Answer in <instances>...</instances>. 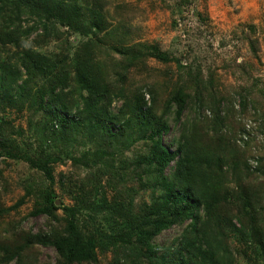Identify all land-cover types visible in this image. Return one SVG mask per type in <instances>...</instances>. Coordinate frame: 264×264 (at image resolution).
I'll return each mask as SVG.
<instances>
[{
	"label": "trees",
	"instance_id": "1",
	"mask_svg": "<svg viewBox=\"0 0 264 264\" xmlns=\"http://www.w3.org/2000/svg\"><path fill=\"white\" fill-rule=\"evenodd\" d=\"M86 1L0 0V54L2 48L13 45L18 33H22V14L35 16L38 20L34 24H42L44 29L50 23L58 22L86 37L73 53L70 51L53 60L32 51L21 53L17 64L25 70L26 76L10 93L27 94L35 109L44 111L46 127L42 129L41 137L44 143L60 136H72L75 131L85 128L90 136L98 134L106 141L107 147L96 150V157H104L109 148L113 149L109 150L110 154H114V151L143 141L144 151L131 164L140 189L150 187L152 200L137 208L131 197L109 201L102 196L97 200L96 195L103 189L101 182L94 193L78 186L74 198L84 206L64 205L65 223L58 230L48 233L28 231L20 242L0 243V264H10L13 260L15 264H27L25 250L33 244L55 247L57 264L97 262L98 250L110 249L117 264H238L236 254L241 255V252L234 250L224 234L225 221L233 223L235 218L241 223L236 228L241 241L256 252L250 256L245 250L247 264H262L264 254L259 253H264V221H258L254 217L257 215L252 213L261 206L263 196L257 188L246 190L242 185L241 159L236 156L234 143L222 144L225 138L229 142L233 138L227 135L226 127H230L227 119L236 104L230 100L225 102L222 97L206 99L204 93L210 88L202 78L194 79L192 93L185 86L173 91L161 111L156 105L155 86L145 84L129 96L125 87L126 72L141 66L149 57L169 61L170 55L156 45L130 42L128 31L122 29L121 24L110 25L100 0ZM32 27L27 29L28 35ZM100 33L117 36L109 53L112 63L120 68L119 87L108 82L101 72L106 70L107 63L104 64L101 54L97 53L101 47L97 49L93 42V35ZM250 46L257 52L255 40H250ZM38 76L46 81L34 91L30 84ZM209 85L213 86L212 83ZM117 94L125 97V107L115 113L111 106ZM147 94L150 100L146 99ZM240 95L239 104L245 111L254 99ZM190 102L199 108L207 107V102L213 103L214 113L208 124L201 121L204 115L184 118ZM223 102L225 106H222ZM169 113L180 129L174 138L177 144L174 150L163 141V135L171 129ZM6 136V130L0 129V156L6 152L17 158L26 157L31 166L42 170L49 180L48 186L38 193L40 206L32 213L55 218L59 206L53 163L59 158L44 148L37 156L3 150ZM254 163H257L253 165L255 168L245 163L247 172L264 174V156ZM225 166L228 169L225 170ZM108 167H114V163H109ZM229 173L239 179L237 192L228 189L226 176ZM231 206L234 208L230 210ZM83 211L90 213L93 226L103 227L112 219L115 223V227L110 226L113 232L96 228L97 233H92V229L81 222L79 215ZM84 221L89 223L87 219ZM185 222L187 225L174 247H157L155 238L160 233Z\"/></svg>",
	"mask_w": 264,
	"mask_h": 264
},
{
	"label": "rangeland",
	"instance_id": "2",
	"mask_svg": "<svg viewBox=\"0 0 264 264\" xmlns=\"http://www.w3.org/2000/svg\"><path fill=\"white\" fill-rule=\"evenodd\" d=\"M87 2L86 0H80ZM110 25L121 24L128 31L130 42L141 41L156 45L170 55L169 61L149 57L137 68L128 70L126 77V93L133 96L139 87L145 84L156 87L157 108L163 110L167 99L179 87L194 86V79L202 78L209 86L204 93L206 99L225 98V102L236 104L230 113L226 127L227 135L233 138L236 156L241 159L242 185L246 190L257 188L263 196L261 206L252 214L258 221H264V174L247 172L245 163L255 168L258 157L264 156V0H100ZM22 33H18L13 45L1 49L0 54V129L6 130V139L2 146L13 154L26 153L37 156L42 149H49L59 159L53 163L55 177L54 188L57 192L56 217L39 213L33 214L38 202V193L49 184L42 170L31 166L28 158H17L3 152L0 156V243L20 242L26 233L31 231L52 232L60 229L66 218V206L83 203L77 202L74 196L78 186L95 192L100 182L103 189L96 199L105 196L109 201L127 197L135 199L136 207L152 200L150 187L141 188L133 170L132 162L144 151L143 141L134 145L108 153L104 157H96V150L107 147L98 134L89 135L85 128L75 131L72 136L57 137L51 142H42V129L46 127L44 111L35 109L27 94H11L25 78V70L17 64L19 55L32 51L49 60L65 56L76 49L86 37L76 33L58 22H52L47 29L37 22L35 16L21 15ZM33 26L30 35L27 29ZM117 36L104 33L93 35V42L101 54L100 59L107 63L106 70L101 71L107 81L119 87L120 68L112 63L111 44ZM257 43V52L250 46V40ZM101 51V52H100ZM111 61V62H110ZM122 69V68H121ZM46 80L38 76L33 80V90H37ZM209 83L213 84L210 86ZM211 93V94H209ZM2 94V96H1ZM240 94L254 99L245 111L239 104ZM150 100V95H146ZM207 107L199 108L190 102L184 118H198L204 115L203 123L213 117L212 102ZM226 104L223 102L222 106ZM125 107V97L117 94L112 102L111 110L117 113ZM171 129L163 135L164 144L176 149L174 138L179 135V125L170 114ZM118 128L116 127L115 130ZM233 141V142H232ZM12 148V149H11ZM108 149V148H107ZM12 154V155H13ZM114 163L109 168L108 164ZM254 165V166H253ZM113 169V170H112ZM224 169H228L227 166ZM240 170V171H241ZM226 179L229 191L239 190V179L229 173ZM96 186V187H95ZM234 207H230V210ZM239 212H237L238 214ZM243 214V213H241ZM88 211L79 215L81 222L92 233L106 228L109 232L115 227L111 219L105 226H93ZM100 219V215L97 216ZM87 219L89 223L84 221ZM95 222H98L95 221ZM226 222L224 234L232 244L237 255L238 264H247L248 255H255L240 239L236 228L241 223L234 219ZM187 225H174L164 230L155 238L158 248L174 247L183 229ZM264 226V222L262 223ZM97 228V229H96ZM115 231V230H114ZM107 246V245H106ZM102 250V249H101ZM264 254V253H259ZM27 264H57L56 249L50 245L33 244L25 250ZM255 257V256H254ZM264 264V256L261 257ZM260 262V263H261ZM10 264H15L13 260ZM71 264H117L113 251L98 250V261L91 263Z\"/></svg>",
	"mask_w": 264,
	"mask_h": 264
}]
</instances>
